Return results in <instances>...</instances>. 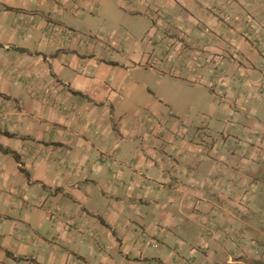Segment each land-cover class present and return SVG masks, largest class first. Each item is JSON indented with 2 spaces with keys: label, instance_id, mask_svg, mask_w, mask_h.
<instances>
[{
  "label": "crops",
  "instance_id": "crops-1",
  "mask_svg": "<svg viewBox=\"0 0 264 264\" xmlns=\"http://www.w3.org/2000/svg\"><path fill=\"white\" fill-rule=\"evenodd\" d=\"M263 5L0 0V264H255Z\"/></svg>",
  "mask_w": 264,
  "mask_h": 264
},
{
  "label": "built area",
  "instance_id": "built-area-1",
  "mask_svg": "<svg viewBox=\"0 0 264 264\" xmlns=\"http://www.w3.org/2000/svg\"><path fill=\"white\" fill-rule=\"evenodd\" d=\"M230 4H232V3H230ZM252 5H260V4L252 3ZM230 8H231L230 5L226 6V8L225 7H223V8H221V7H215V8L212 9V12L217 17H219L220 20L225 21V22H230L229 14H227V12L230 11ZM261 16H262V19L264 20V13L263 12L261 13ZM250 27H251V23L249 21V22H247V24H245V29L243 30L244 31V34L243 35L246 38L247 37L248 38H252L253 37L252 34H254V33H251V31L249 29Z\"/></svg>",
  "mask_w": 264,
  "mask_h": 264
},
{
  "label": "rangeland",
  "instance_id": "rangeland-1",
  "mask_svg": "<svg viewBox=\"0 0 264 264\" xmlns=\"http://www.w3.org/2000/svg\"><path fill=\"white\" fill-rule=\"evenodd\" d=\"M251 3L263 4L264 0H251ZM254 254H255V256L256 255L258 256V259L255 260V264H264V249H261V248H259V246H256L254 248Z\"/></svg>",
  "mask_w": 264,
  "mask_h": 264
},
{
  "label": "clouds",
  "instance_id": "clouds-1",
  "mask_svg": "<svg viewBox=\"0 0 264 264\" xmlns=\"http://www.w3.org/2000/svg\"><path fill=\"white\" fill-rule=\"evenodd\" d=\"M215 8V7H214ZM213 9V8H212ZM212 9H211V12H212Z\"/></svg>",
  "mask_w": 264,
  "mask_h": 264
}]
</instances>
